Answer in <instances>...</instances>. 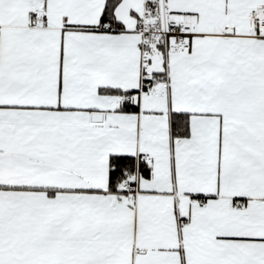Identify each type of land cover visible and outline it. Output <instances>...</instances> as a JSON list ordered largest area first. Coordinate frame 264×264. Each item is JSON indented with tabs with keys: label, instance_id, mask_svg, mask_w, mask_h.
Wrapping results in <instances>:
<instances>
[{
	"label": "snow or ice",
	"instance_id": "1",
	"mask_svg": "<svg viewBox=\"0 0 264 264\" xmlns=\"http://www.w3.org/2000/svg\"><path fill=\"white\" fill-rule=\"evenodd\" d=\"M0 264H264V0H0Z\"/></svg>",
	"mask_w": 264,
	"mask_h": 264
}]
</instances>
